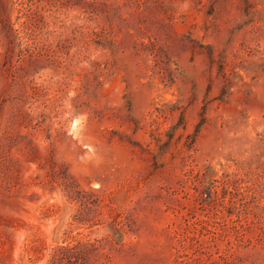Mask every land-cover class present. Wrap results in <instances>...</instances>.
I'll list each match as a JSON object with an SVG mask.
<instances>
[{
    "label": "rangeland",
    "instance_id": "1",
    "mask_svg": "<svg viewBox=\"0 0 264 264\" xmlns=\"http://www.w3.org/2000/svg\"><path fill=\"white\" fill-rule=\"evenodd\" d=\"M0 264H264V0H0Z\"/></svg>",
    "mask_w": 264,
    "mask_h": 264
},
{
    "label": "trees",
    "instance_id": "2",
    "mask_svg": "<svg viewBox=\"0 0 264 264\" xmlns=\"http://www.w3.org/2000/svg\"><path fill=\"white\" fill-rule=\"evenodd\" d=\"M202 125H203V122H200L198 124L197 132L201 129ZM89 245L94 246L95 243L79 241L77 244L72 245V246H60L56 249L52 262L63 261L65 259H67L69 261H73L74 260L73 259L74 254L77 253V251H78V250L75 251V249L82 247V246H89ZM77 258H78V256H77Z\"/></svg>",
    "mask_w": 264,
    "mask_h": 264
}]
</instances>
